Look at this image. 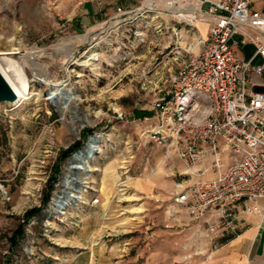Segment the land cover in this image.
<instances>
[{
	"label": "rangeland",
	"instance_id": "1",
	"mask_svg": "<svg viewBox=\"0 0 264 264\" xmlns=\"http://www.w3.org/2000/svg\"><path fill=\"white\" fill-rule=\"evenodd\" d=\"M98 3L0 0V53H13L0 57L30 85L22 104H0V264H178L184 245L208 239L168 222L170 192L192 179L156 139V104L200 33L174 16L178 5L94 19ZM61 82L72 97L65 111L49 99ZM95 135L92 170L77 174L87 178L81 198L56 208L71 159Z\"/></svg>",
	"mask_w": 264,
	"mask_h": 264
},
{
	"label": "built area",
	"instance_id": "2",
	"mask_svg": "<svg viewBox=\"0 0 264 264\" xmlns=\"http://www.w3.org/2000/svg\"><path fill=\"white\" fill-rule=\"evenodd\" d=\"M149 1L180 6L197 31V23L208 25L198 52L186 51L168 97L156 104L162 120L156 139L192 179L176 184L167 216L184 214L213 246L228 243L253 212L248 204L264 198V92L252 89L264 73V13L253 8L255 0H144L142 7ZM132 12L118 8L117 16ZM240 44L254 47L261 64L242 60Z\"/></svg>",
	"mask_w": 264,
	"mask_h": 264
},
{
	"label": "crops",
	"instance_id": "3",
	"mask_svg": "<svg viewBox=\"0 0 264 264\" xmlns=\"http://www.w3.org/2000/svg\"><path fill=\"white\" fill-rule=\"evenodd\" d=\"M143 2L144 0H99L96 6L92 4L91 11L93 18L98 19L103 18L104 15L115 13L118 8L125 11L135 10ZM253 8L264 13V0H255ZM198 31L203 37H206L208 25H198ZM235 51L242 60L253 58L256 65L261 64V59L258 56L255 57L254 47L240 44L235 47ZM256 82L257 84L252 88L253 91L264 92V73L256 78ZM210 162L211 157H208L205 165H210ZM212 176V173L206 175L207 178H212ZM174 186L175 183L172 187L170 185V190H173ZM173 192H170V196ZM248 206H252L254 210L243 215L241 221L243 230L238 236L228 243L213 246L205 236L200 234V239L196 238V243L183 246V254L173 262H178V264H264V198L248 204ZM173 220L177 222L181 232H186L193 238L199 235L198 233H202L194 224L189 223L184 214L174 219L168 217L170 224L174 222ZM177 224L176 226H178ZM187 225L190 227L187 228Z\"/></svg>",
	"mask_w": 264,
	"mask_h": 264
},
{
	"label": "bare ground",
	"instance_id": "4",
	"mask_svg": "<svg viewBox=\"0 0 264 264\" xmlns=\"http://www.w3.org/2000/svg\"><path fill=\"white\" fill-rule=\"evenodd\" d=\"M174 9L177 13L174 16H177L179 18L182 17L185 19L192 18L191 15L181 13L177 8ZM198 24L199 23H197L196 26H198ZM82 38L83 40H87V35L86 37L84 36ZM9 54L13 53H0V56ZM16 64L17 63L9 57H0V71L7 82L14 89L16 97L18 99L17 102L19 104H22L24 100H26L27 94H29L30 85L27 78L20 69L21 67L19 68ZM64 86L66 85L63 82L59 84L57 83L54 86L53 92H51L49 96V99L52 100L56 105H59L62 111H65L72 101V97L67 96V93H65ZM55 98L57 99L55 100ZM98 140L99 139L92 137V139L88 142L84 149L71 159L70 164L66 169V175L62 182V193L56 199H54L53 202L56 208L63 210V208L66 206L65 203L73 200H79L81 198V193L84 191V187L87 184V178L80 179L77 174L82 173L84 177H87V175H89V173L91 172L92 168L90 166V161L94 158V156L90 157V154L95 149L96 151L100 150Z\"/></svg>",
	"mask_w": 264,
	"mask_h": 264
},
{
	"label": "water",
	"instance_id": "5",
	"mask_svg": "<svg viewBox=\"0 0 264 264\" xmlns=\"http://www.w3.org/2000/svg\"><path fill=\"white\" fill-rule=\"evenodd\" d=\"M17 100L18 99L16 97V93H15L14 89L7 82V80L5 79V77L3 76V74L0 71V104H3V103L15 104L17 102ZM95 136H97V135H95ZM92 137H94V136H92ZM97 137L99 138L98 142L100 143L101 142L100 136H97ZM78 152H76V153H78ZM95 152H96V149L90 154V157H92ZM75 154H73V155H75ZM66 204L67 203H65V205Z\"/></svg>",
	"mask_w": 264,
	"mask_h": 264
},
{
	"label": "trees",
	"instance_id": "6",
	"mask_svg": "<svg viewBox=\"0 0 264 264\" xmlns=\"http://www.w3.org/2000/svg\"><path fill=\"white\" fill-rule=\"evenodd\" d=\"M147 115H151V113L149 112H139V111H135V115L134 117L135 118H141V117H147ZM83 146V144L81 143H78L76 144L75 146H73L72 148H70L68 151H66L64 153V156L65 157H69L71 156L72 154H74L75 152L79 151L81 149V147ZM54 179H57L56 177ZM47 202V201H46ZM37 210H32L30 212H27L26 214V218L27 220L34 215V213H36ZM19 236H23V228L22 227H19V229L16 231L15 233V238L13 239V245H17L16 244V238L19 237ZM224 244V243H223Z\"/></svg>",
	"mask_w": 264,
	"mask_h": 264
}]
</instances>
